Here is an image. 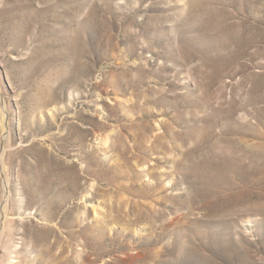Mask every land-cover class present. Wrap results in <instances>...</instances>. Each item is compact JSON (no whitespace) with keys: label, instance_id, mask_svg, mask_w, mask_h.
Returning a JSON list of instances; mask_svg holds the SVG:
<instances>
[{"label":"rangeland","instance_id":"obj_1","mask_svg":"<svg viewBox=\"0 0 264 264\" xmlns=\"http://www.w3.org/2000/svg\"><path fill=\"white\" fill-rule=\"evenodd\" d=\"M0 264H264V0H0Z\"/></svg>","mask_w":264,"mask_h":264}]
</instances>
